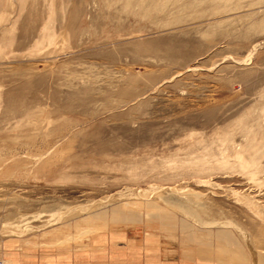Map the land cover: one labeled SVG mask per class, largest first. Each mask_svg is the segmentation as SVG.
<instances>
[{"label": "rangeland", "instance_id": "rangeland-1", "mask_svg": "<svg viewBox=\"0 0 264 264\" xmlns=\"http://www.w3.org/2000/svg\"><path fill=\"white\" fill-rule=\"evenodd\" d=\"M0 264H264V0H0Z\"/></svg>", "mask_w": 264, "mask_h": 264}, {"label": "bare ground", "instance_id": "bare-ground-1", "mask_svg": "<svg viewBox=\"0 0 264 264\" xmlns=\"http://www.w3.org/2000/svg\"><path fill=\"white\" fill-rule=\"evenodd\" d=\"M158 222H159V221H158ZM160 224H161V222H160ZM226 232H227V231H226ZM220 233H223V232H220ZM227 234H229V233H227ZM218 236H220V235H218ZM220 237H221V236H220ZM222 237L224 238V236H222ZM227 238H229V237H226V239H227ZM221 240H222V239H221ZM223 243H224V242H223ZM223 243H222V244H223ZM226 246H227V245H226ZM233 247H235V246H233ZM234 249H235V248H234ZM239 257H240V256H239ZM241 259H243V257H241ZM237 260H239V259H237ZM242 261H243V260H242Z\"/></svg>", "mask_w": 264, "mask_h": 264}]
</instances>
